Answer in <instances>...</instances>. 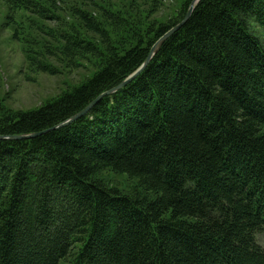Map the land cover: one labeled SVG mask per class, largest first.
<instances>
[{
  "label": "trees",
  "instance_id": "1",
  "mask_svg": "<svg viewBox=\"0 0 264 264\" xmlns=\"http://www.w3.org/2000/svg\"><path fill=\"white\" fill-rule=\"evenodd\" d=\"M5 1L37 70H95L35 109L0 98V136L35 135L0 140V264H264V0H200L186 20L183 0L124 34L105 24L126 10L96 0Z\"/></svg>",
  "mask_w": 264,
  "mask_h": 264
},
{
  "label": "rangeland",
  "instance_id": "2",
  "mask_svg": "<svg viewBox=\"0 0 264 264\" xmlns=\"http://www.w3.org/2000/svg\"><path fill=\"white\" fill-rule=\"evenodd\" d=\"M96 0L100 6L112 11L124 8L125 17H114L113 25L105 24L109 28L124 34L130 27L151 23L153 20L165 22L174 18L180 10L183 0ZM5 0H0V98L3 104L15 111L35 109L43 104L46 99L57 96L63 89L72 84L83 81L93 74V66L84 58L78 60V67L64 69L62 63L51 59L52 63L59 67L61 72L50 75L37 70L34 65L26 61L24 44L13 38V29L7 21L10 10ZM146 18V20H145ZM105 23V21H104ZM256 31L264 38L262 29ZM44 40L40 33H32ZM66 65V63L64 62ZM101 177L112 182L122 190L129 192L136 188L137 182L126 175H117L110 171L102 173ZM264 243V241L262 242Z\"/></svg>",
  "mask_w": 264,
  "mask_h": 264
},
{
  "label": "water",
  "instance_id": "3",
  "mask_svg": "<svg viewBox=\"0 0 264 264\" xmlns=\"http://www.w3.org/2000/svg\"><path fill=\"white\" fill-rule=\"evenodd\" d=\"M200 0H193L189 11L185 17L184 20L188 19L191 12L194 10L195 5L199 2ZM184 20L178 24L176 27L172 28L169 32H167L163 37H161L156 44L152 47L150 54L148 56V58L145 60V62L142 64V66L131 76H129L126 80H124L120 85L114 87L113 89L103 93L101 96H99L98 98H102L105 95H110L116 91H118L119 89L123 88L124 86H126L128 83H130L132 80H134L148 65V63L151 61L152 57L154 56V54L158 51V49L162 46L164 40H166L171 34H173V32H175L176 30H178V28L183 24ZM99 99H96L94 102H92V104H90L87 108H85L83 111H81L80 113L74 115L73 117H71L69 120H67L66 122L58 125L56 128L58 127H62V126H66L74 121H76L78 118L82 117L83 115H85L86 113L89 112V110L92 108V106L98 102ZM34 134H27V135H18V136H11V137H7V136H0V140H4V139H17V140H21V139H29L31 137H34Z\"/></svg>",
  "mask_w": 264,
  "mask_h": 264
}]
</instances>
